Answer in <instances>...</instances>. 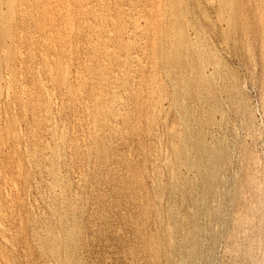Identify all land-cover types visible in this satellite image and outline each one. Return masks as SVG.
Masks as SVG:
<instances>
[{
    "label": "rangeland",
    "instance_id": "rangeland-1",
    "mask_svg": "<svg viewBox=\"0 0 264 264\" xmlns=\"http://www.w3.org/2000/svg\"><path fill=\"white\" fill-rule=\"evenodd\" d=\"M197 211L264 264V0H0V264H188Z\"/></svg>",
    "mask_w": 264,
    "mask_h": 264
},
{
    "label": "bare ground",
    "instance_id": "bare-ground-1",
    "mask_svg": "<svg viewBox=\"0 0 264 264\" xmlns=\"http://www.w3.org/2000/svg\"><path fill=\"white\" fill-rule=\"evenodd\" d=\"M196 34V32H195ZM197 35V34H196ZM186 143L191 141V136L188 134L185 138ZM202 144L203 142L200 141ZM198 145H192L186 146L185 149L181 154L184 155L187 159L191 158V156L195 155V160H194V167L198 170L197 173L191 177L189 180L190 185H191V191L196 193L198 192L197 186H200L199 184L201 183V187L204 190V193L199 195L197 197L198 201H200L197 204V209L199 208L200 204L204 205V208H207V195L210 193V188L213 186L212 184L214 183L218 173L220 172L219 169L221 168V162L224 159V151L219 147V145L216 143V141L212 140L209 145H206V143H203L201 146ZM190 178V177H189ZM211 184V185H210ZM209 188V189H208ZM201 189V190H202ZM219 195V194H217ZM219 199V198H218ZM200 212V211H199ZM194 215V218L198 216V213ZM204 217L211 218L212 214L205 215L204 212H201ZM193 218V219H194ZM199 217L194 219V228L192 231L189 233V237L191 238L189 240V247L187 251L184 253L183 251L181 252V255L184 257L182 259L183 262H188V264H204L208 263L209 260L204 262L203 260V253H202V233L206 232L207 233V227L206 225H201L199 223ZM212 219V218H211ZM198 221V222H197ZM212 222V221H211ZM3 224L0 221V229H3ZM171 227V226H170ZM172 229L170 228L169 231L171 233ZM174 232L170 235L171 239H174ZM186 240V237L183 239ZM213 245H215L216 241L212 239ZM184 246V245H183ZM182 246V247H183ZM185 248V246L183 247Z\"/></svg>",
    "mask_w": 264,
    "mask_h": 264
}]
</instances>
